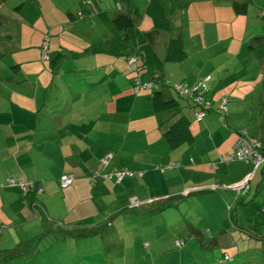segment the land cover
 <instances>
[{
	"label": "crops",
	"instance_id": "1",
	"mask_svg": "<svg viewBox=\"0 0 264 264\" xmlns=\"http://www.w3.org/2000/svg\"><path fill=\"white\" fill-rule=\"evenodd\" d=\"M48 1L58 9L51 0H23L19 8L4 10L0 0V51L9 54L0 58V233L7 230L11 236L13 243L9 248L19 241L15 228H36L31 221L33 211L43 222L55 218L54 223L64 220L65 224L74 225L85 220L94 222L95 215L107 212L110 214L106 221L112 226V216L131 210L129 198L135 196L146 202L137 209L138 222L159 217L167 223L165 218L171 215V207H178L182 197L197 198L210 212L220 209L229 214L237 202L245 201L242 196L252 194L255 198L263 193L264 167H255L250 161L220 159L233 151L239 131L264 139L260 123L251 121L264 118V56H257V48H264V0H247L244 20L235 17L236 25L225 23L223 13L217 15L216 20L223 26H230L227 33L231 39L236 36L235 31L243 38L233 48L226 46L227 56L223 57L212 50L206 39L219 37L218 29L209 32L204 22L185 12L189 16L186 19L178 9L171 8L172 30L168 37L167 31L150 29L152 20L147 16V6L142 9L144 16H139L132 1L125 0L130 4L126 12H137L138 16H133L136 28L145 33L157 54L165 52L169 39L175 37L183 40L185 55L171 62L181 65L196 57L194 52L198 55L207 51L197 58L199 70L192 77H182L180 66L171 65L172 78L189 85L202 76H211L208 97L213 108L199 121L195 117L197 106L176 97L170 89H164L166 96L180 102L175 113L155 112L151 106L152 90H134V73L127 69L125 55L111 53L112 49L108 52L95 43L109 38L102 17L97 16L103 9H94L97 1L78 0L81 12L72 14L66 9L60 16H53L56 12L45 7ZM232 3L243 7L240 0ZM248 4L255 8H247ZM48 13H53L52 17ZM193 18L200 22L199 28L191 23ZM254 19L262 24L249 27ZM92 28H98L96 34ZM184 33L200 40L192 51ZM222 35L229 38L226 33ZM216 40L215 44L222 42ZM44 42L50 59L42 55ZM58 54L62 57L53 64L51 60ZM251 56L256 60L250 67L247 61ZM140 77L143 81L151 79L143 68ZM224 96L228 101L229 97L244 102L248 99V103L243 107L232 104V118H224L230 116L228 101L227 110L219 107ZM247 114L250 122H236V117ZM179 116L189 119L193 138L190 143L171 148L163 132ZM107 152L112 156L103 174L126 168L135 175L120 181L98 177L92 183L90 176ZM170 164L175 166L169 167ZM64 173H72L74 180L61 188L59 178ZM8 179H13L14 184H9ZM20 180L35 182L42 192L23 194ZM240 184L248 186L247 192L238 188ZM208 191L218 194L199 197ZM155 211L162 213L154 214Z\"/></svg>",
	"mask_w": 264,
	"mask_h": 264
},
{
	"label": "rangeland",
	"instance_id": "2",
	"mask_svg": "<svg viewBox=\"0 0 264 264\" xmlns=\"http://www.w3.org/2000/svg\"><path fill=\"white\" fill-rule=\"evenodd\" d=\"M21 1L23 0H3L4 4L2 7L4 10L7 8L11 9L20 4ZM51 1L55 3L60 13L48 1L44 4L45 7H51L56 12L55 15L48 13V16L64 15L61 13H64L66 9L70 11L69 13L76 14V12L80 11L78 9L81 8L78 7V0ZM89 1L90 3L92 2V0ZM95 1L98 4H95L94 9L97 10L99 8L108 9L113 13L117 11V5L122 6L121 12L124 13H127V7L130 9V4L125 0ZM131 1V6L140 11L139 16H144L145 11L142 9L148 5L149 0ZM240 1L243 4L242 9L237 4H233L232 0H167V3L169 5L175 4L178 13L183 14L186 19L191 16L204 22L209 32H216L218 29L219 37L208 36L206 39H208L212 50L215 49L218 54H221L220 57H223L227 56L224 53L226 46L228 49L233 48L236 46L237 41L241 42L243 38H240L238 31H235L236 36L231 39L232 35L227 33V30H230V26H223L222 22L216 20V17L223 13L226 15L225 23L228 25L231 23L236 25L238 23L235 17H239L238 19L243 21V8L246 6L247 0ZM249 6L251 9L255 8L254 5L250 4H248L247 8ZM51 8H48V11ZM185 12L189 16H185ZM130 14H132L131 16H138L137 12L134 15L131 11ZM194 18L191 23L196 28H199L200 22ZM259 23L262 24L261 21L254 19V22H251L249 27ZM241 25L244 26L243 24ZM97 26L99 27L98 24ZM190 27V24L187 23V28ZM92 30L96 34L98 28H92ZM225 33L229 38L222 35ZM167 34L168 37H171V32H167ZM184 37L190 51L193 50L195 45L200 44L199 38H195L193 35L189 38L187 33H184ZM192 40L193 42L191 43ZM215 40H222V42L215 44ZM2 47L4 45L1 46V49ZM0 53L5 56L9 55L6 52L4 53V51H0ZM200 54L196 55L194 52L193 55L196 57H192L185 63L178 65L179 63L177 62L166 61L164 59L165 52L158 53L166 64L163 73H165V77L169 79L171 84L178 81L172 78L171 65L174 68L180 66L182 77L184 74L192 77L199 70V66L196 64L197 58L207 54V51ZM254 60L256 59L251 56L247 64L251 67ZM180 98L183 97L181 96ZM247 103L248 99L244 102L229 97L227 105L230 116H224V118H232V104L243 107ZM219 114L224 115L220 111ZM235 119L237 120L236 122L240 123L250 122L248 114ZM253 120H257L264 131V118L259 116V119L255 117L251 119V121ZM29 183H32V187L39 192L38 187L40 186L35 182ZM262 191L263 193L256 195L255 198L252 197V194L242 196L245 201L243 203L237 202L233 206L231 215L226 210L220 211V209H214L210 212L195 197H182L179 199V206L171 207V215L165 218L167 223L162 221L164 218L159 217L150 220L144 218L148 221L138 222L135 218L139 215V212L125 209V211L112 216L113 225L110 226L106 221L110 213L104 212L93 217L95 219L94 223L91 222L83 226L85 234L76 233V230H79L82 226L80 223L78 225L73 223L65 224L64 220L60 223L59 221L54 223L56 219L50 217V220L46 219L43 222L35 217L36 212L33 211L32 215L34 218L31 221L36 224V228H15L17 241L18 239L24 240V247L28 251L23 256L13 258L9 264H264V212L261 210L264 187ZM208 193H212V195L218 194L216 191H208L207 193L199 194V197L206 196ZM191 198L193 201L189 202ZM68 208H70V202ZM161 213L162 211L154 212V214ZM145 215L149 217L152 214ZM58 223L63 229L72 231V235L62 238L59 231H57L59 228ZM44 233L45 237L42 240L37 238V241L34 243L30 242V245L28 244L29 242H26V240L35 238L40 234L39 237H41ZM177 239L185 242L181 248L175 245V240ZM12 243L13 240L7 230L0 233V248H9ZM16 244V242L13 244L14 248ZM223 252H226L232 259L223 261Z\"/></svg>",
	"mask_w": 264,
	"mask_h": 264
},
{
	"label": "trees",
	"instance_id": "3",
	"mask_svg": "<svg viewBox=\"0 0 264 264\" xmlns=\"http://www.w3.org/2000/svg\"><path fill=\"white\" fill-rule=\"evenodd\" d=\"M20 6H22V3L16 5L15 7L19 8ZM171 8L174 10L177 9L175 4L169 5L167 3V0H149L146 13L152 20V26L150 29H158V30L171 32L172 27H171V20L169 16L171 14ZM121 10H122L121 6L117 5V11L113 13L112 12L110 13L108 9H105L103 11L101 10L98 13L97 16L102 17V20H101L102 24L107 28V31L109 32V38L103 41H96L95 43L100 44L101 46L106 48L108 52L109 50L112 49L111 53L125 55L126 65H127V57L129 55H136L138 57L137 63L138 62L140 63V65L138 63V65L140 66L139 72H137V70L135 69H130L127 67V69L130 72L134 73V75L132 76V82L134 83L133 78L139 75L141 76L142 68L146 70L147 73L150 75L151 80L156 79L157 81H159V83H161V85H159L160 87L152 90L151 106L153 110L155 112H165V111L171 112L172 111L173 113H175L179 109L180 102L177 98L167 97L166 94L164 93V89H170L174 91L172 87L174 83H186V82L176 81L172 84L170 83L169 79L165 77V73H163V70H164L163 69V65H164L163 59L159 57L155 49L147 41L145 33L141 32L140 30L136 28V24H135V20L133 16L129 15V13L121 12ZM262 49L264 48H261V47L257 48V56L260 58H263L264 56V54H262ZM184 55H185V51H184L183 40L181 38H176V37L172 39L170 38L167 44L164 59L166 61H179L180 59H182ZM3 56L4 54L0 53V58ZM61 57H62V54H58L55 58H52L51 62L54 64L58 62V60ZM48 59H50V57ZM206 77H208V79L206 81V90L203 95H204L205 100L209 102L210 107L206 110L205 113L209 112L213 108V105L208 97V82L211 80V76L205 75L199 79H203ZM198 80L194 84H196ZM194 84H191V85H194ZM262 86H263V91H264V83ZM174 93L177 95L176 97L178 98L181 97L175 91ZM182 97L190 100L189 98L185 96H182ZM222 98H225L226 103H227L228 97L224 96V97H221V99ZM259 100H261V98H259ZM196 106L198 109L199 106L198 105ZM241 132H245V131H241ZM241 132L239 131L238 136ZM245 134L250 138L260 139V141H262L264 144V139L260 137L251 136L247 134L246 132ZM163 136H164V140L166 144L171 148H176L177 146H179L180 144L184 142L190 143L192 141L193 136H192L191 129H190L189 119H187L185 116H179L178 118L174 119L168 125V127L164 130ZM247 161H250V160H247ZM113 170H117V169H113ZM113 178L115 177L113 176ZM263 185H264V180H263ZM61 188H66V187H61ZM247 190L248 189L241 190V191L247 192ZM32 191H37V189H34L33 187H31L30 189H28L27 192L23 194H26L28 192L32 193ZM152 200L153 199H151L150 201ZM144 204H146V202H141L139 205L135 207H129V208L131 209V211L132 210L136 211L138 208H140ZM232 210L233 208H230L229 215H231ZM261 210L264 212V205L263 207L261 206ZM235 217H237V215H235ZM86 221L88 220H85L83 224H80L82 226L81 228H79V230H76V233L78 234L86 233L83 226L91 223V221H88V222ZM107 224L110 225V222L107 221ZM58 226L59 228L57 231H59L62 238H67L68 235H72V231L63 229L62 227H60L61 226L60 224H58ZM40 235H38L35 238L34 237L30 238L26 240V242H29L28 244L30 245V242L34 243L35 241H37V238L39 240H42L45 237V233L43 236L39 237ZM23 241L24 240L22 239L19 240L15 248L14 247L11 249L10 248H0V264H9L13 258L25 255L28 249L24 247L25 242ZM176 242H175V245L178 248H181L185 243L184 240H182V243L180 245H177ZM223 253H224L223 261L232 259V257H230L229 259H226L225 256L228 254L226 252H223Z\"/></svg>",
	"mask_w": 264,
	"mask_h": 264
},
{
	"label": "built area",
	"instance_id": "4",
	"mask_svg": "<svg viewBox=\"0 0 264 264\" xmlns=\"http://www.w3.org/2000/svg\"><path fill=\"white\" fill-rule=\"evenodd\" d=\"M84 3H88L89 0H82ZM41 51L42 55L45 59L49 58V53L47 51V43L44 42L41 45ZM138 57L136 55H129L127 57V67L130 69H135L137 72H139L140 66L137 63ZM208 77L199 79L198 82L194 85H187L185 83H174L172 85L173 90L179 95V96H185L189 98L195 105H198L197 112L195 113L196 120H201L204 116L206 110L210 107V104L207 100L204 98V93L206 90V81ZM133 88L135 91H139L140 89H150V88H158L161 83L157 81L156 79L153 81H143L140 78V75L133 78ZM226 99L222 98L220 101L219 107L222 110H226ZM110 153L104 154L100 161L98 166L93 170L90 179L92 182H95L98 177H115L117 181H120L126 177H132L135 175L134 171H131L129 169H118L113 170L108 173L102 174L103 168L108 164L110 158ZM222 162H229L232 160H243L247 161L250 160L255 167L262 166L264 167V144L260 139L256 138H250L248 137L245 132H241L239 136L237 137L234 149L231 153L225 154L221 156L220 159ZM175 166V164H170L169 167ZM141 175V174H139ZM74 180V175L72 173H64L59 178V184L61 187H67L69 186ZM7 182L9 184H14L13 179H8ZM18 185L20 186V189L23 191V193L27 192L28 189H30L33 184L29 182H25L24 180H20L18 182ZM238 188H242L243 190H246L248 186L245 184H240ZM40 191L41 188H38ZM151 200V199H150ZM142 201L136 198L135 196H132L129 198V207H135L139 205ZM177 245H180L182 243V240H178ZM226 259H229L230 257L228 255L225 256Z\"/></svg>",
	"mask_w": 264,
	"mask_h": 264
},
{
	"label": "clouds",
	"instance_id": "5",
	"mask_svg": "<svg viewBox=\"0 0 264 264\" xmlns=\"http://www.w3.org/2000/svg\"><path fill=\"white\" fill-rule=\"evenodd\" d=\"M153 80H155V79H149V80H145V81H153ZM158 87H160V86H158ZM154 88H150V89H148V90H153ZM225 106H226V104H225Z\"/></svg>",
	"mask_w": 264,
	"mask_h": 264
}]
</instances>
